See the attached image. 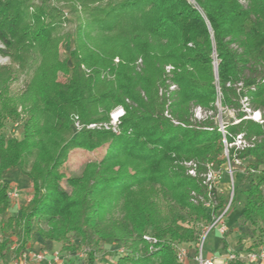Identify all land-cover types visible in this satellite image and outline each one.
Wrapping results in <instances>:
<instances>
[{
    "label": "trees",
    "instance_id": "16d2710c",
    "mask_svg": "<svg viewBox=\"0 0 264 264\" xmlns=\"http://www.w3.org/2000/svg\"><path fill=\"white\" fill-rule=\"evenodd\" d=\"M65 15L73 26L64 32ZM70 39L73 47L62 55L58 45ZM0 45L9 60L0 65V98L12 79L26 75L22 95L1 109L0 125L16 119L18 104L28 115L20 140L0 134V231L9 233L1 256L13 247L17 257L41 238L63 249H74V240L143 249L115 264H179L173 245L195 241L196 231L177 221L208 220L210 210L190 193L206 195L202 174L227 166L225 148L229 160L250 158L254 170L237 224L264 223V0H0ZM218 102L235 112L224 133ZM116 106L124 109L117 132L85 126L108 122ZM255 111L261 122L250 117ZM72 114L84 127L66 137ZM238 137L245 144L229 146ZM103 146L78 181L65 176L71 149ZM13 168L34 191L19 215L10 213L5 180ZM210 192L216 213L226 200ZM160 198L173 202L166 213ZM146 228L149 240L142 238Z\"/></svg>",
    "mask_w": 264,
    "mask_h": 264
},
{
    "label": "rangeland",
    "instance_id": "374dc122",
    "mask_svg": "<svg viewBox=\"0 0 264 264\" xmlns=\"http://www.w3.org/2000/svg\"><path fill=\"white\" fill-rule=\"evenodd\" d=\"M188 1L190 3H193V0H188ZM69 20H72V18L68 15L67 16L65 15L62 21L63 23L62 31L65 32L73 26V22H72L73 20L70 21V23H68L67 21ZM58 47L60 49V53L62 55H66L69 49L73 47V41L72 39L68 40V42L62 41L61 43H59ZM8 62H9L8 57L0 54V65L6 64ZM114 62H117L116 58L114 59ZM81 68L83 69L86 76L92 74L91 69H87L84 66H81ZM58 78L59 80H63L64 79L63 74L59 73ZM25 79H26V75H22L20 78H18V80L16 79L11 80L8 86V90L4 91L0 98V111L1 109H3V107L6 105L7 102H10L12 99H15L17 96L22 95L25 88ZM15 110L17 113V117L15 120L7 118L6 120L1 122L0 134H3L5 139L13 138L20 140L22 138L23 127L28 119V115L23 110V107L20 104L16 105ZM109 113H108V119L110 118ZM253 115L254 114H252L251 116ZM75 116L76 114H72L70 117L69 125H68V128L70 130L68 135H65L66 137L76 135L78 133L75 130V123H74ZM231 118H235V112L232 109H224L218 102L215 119L219 123V125L223 124L226 121H229ZM78 120L79 123H81L80 119ZM90 129H95V128H90ZM135 148L136 149L141 148V145L137 144ZM103 152H104V146L91 151L82 148H73L68 152L67 158L62 166V171L66 177H70L74 181H78L79 176L82 175L93 163L97 162L98 159L102 156ZM33 158H34L33 156L24 158L23 162L25 169H29ZM230 166L232 169V177L234 180L235 189H234L233 201L231 203V206L227 214L225 215L227 231L224 232L223 234H220L219 232H217L216 228H212L207 235L203 248L204 255H207V253H209L216 260L217 259L220 260L222 257L225 256V254L216 253V251H213V245L214 243H216V241L218 244V248L224 246L226 247L228 246V242L226 241L227 239L230 244L231 243L234 244V247L231 248L230 251L237 250L239 247L245 244V242L253 243L255 238L258 239L257 243L264 242V226H263L264 223H259L255 226L248 225L245 228H240L235 218V214L239 209L240 198L242 197V194H244L243 191L248 186L249 180L253 174L250 158L244 160H237V161L231 160ZM15 169H17L16 174L14 175V173L10 172L11 170L10 169L5 174V180L9 183L8 190L12 188H16L19 191V196L17 198L15 199L10 198L11 202L15 203L10 209V213L19 215L20 206L27 201L26 199L29 196H32L34 194V191L32 189L30 180L29 181L27 180L29 179L27 175L22 173L19 168H15ZM130 170L133 171L134 168H131ZM19 177L23 178L24 181L19 179ZM229 180H230V175L228 173V166H226L224 169H222L221 177L218 183L216 184L217 192L221 194L225 198V200L230 193ZM62 183L67 190L71 189V186L66 183L65 179L62 181ZM190 195L192 194L190 193ZM202 197L205 198L206 195ZM190 201L193 202L194 204L196 203V201L191 200V197H190ZM198 202L200 203V198H198L197 203ZM159 205H160V209L163 210L164 213H166L170 208V205H173V202L162 201V198H160ZM177 223L183 227L194 229L196 231V239L195 241H191V242H175V244L173 245L175 253L177 251L176 245H184L185 247H188L190 249V253L193 255L195 251L196 241L198 240V236L201 232V229L204 225L208 224V221L207 220L195 221L188 217L186 219H179ZM151 234L152 233L150 228H146L144 230L142 238L144 236H150ZM216 235H218L217 238ZM5 237H9V233H7L6 231H0V242ZM222 240L225 242V244L222 242ZM35 242L31 245L29 250H34V251L42 250V249L60 250L64 255L61 264H89L90 252L92 257V264H115V260L119 255L131 254L137 257L141 255V253H143V249H139V251L132 252L128 244H122V243L100 242L95 245H86L84 243L79 242L78 240H74L73 241L75 247L74 249H63L62 244L55 241L46 242L45 240L39 238L37 241L38 245L34 246ZM153 243H154L153 240L152 242H149L150 246ZM92 248H95L94 251L92 250ZM12 249L13 247L2 257L4 259L5 257L7 258L14 257V253ZM147 252L149 253L150 250H148ZM192 261L193 260L190 257L188 259V263L190 262V264H192ZM154 262L156 261L154 260Z\"/></svg>",
    "mask_w": 264,
    "mask_h": 264
},
{
    "label": "built area",
    "instance_id": "2783aa9c",
    "mask_svg": "<svg viewBox=\"0 0 264 264\" xmlns=\"http://www.w3.org/2000/svg\"><path fill=\"white\" fill-rule=\"evenodd\" d=\"M171 69V66H166V71H169ZM174 85H170L169 89H173ZM248 111V110H247ZM124 114V109L122 106L115 107L110 113H109V120L108 122L104 123H89L85 125L87 128H99L102 127L104 129H110L113 132L118 131V124L120 122V118ZM254 114L253 116H251ZM250 117L254 120L262 121L260 113L258 111L253 112ZM165 115L169 116L167 114V111H165ZM202 110L200 107H196L194 109V117L200 118L202 117ZM75 130L79 132L84 125L79 123L78 117L75 116ZM174 123H177V121L172 120ZM219 129L222 133H224V125H219ZM232 144L236 145L237 147L245 144L244 141H242L239 137L236 139L235 142L230 143L229 146ZM224 156L227 159V166H228V173L230 175L229 180V189L230 193L228 197H226V201L223 205V207L216 213H214L211 209L213 207V196L210 192L211 188H214L217 191V183L221 177L222 171H217L215 169H212L211 167H208L206 172L202 174L203 177V183L207 187V193L206 197L203 198L204 195H198L195 192H191V200L198 201V198H200V203L203 207L210 210L209 218H208V224L204 225L201 229V232L198 236V240L196 241L195 251L193 255L190 253V249L188 247H185L184 245H176V259L180 264H190L188 263V259L192 258V264H217V260L214 259L212 256H207L203 254V248L204 243L207 238L208 233L212 228H216L217 232L220 234H223L227 231V225H226V219L225 215L227 214L231 203L233 201L234 196V180L232 177V169L230 166V161L228 157V151L225 148L224 150ZM233 161H237V159H232ZM189 167L188 171L190 175H195L194 170V164L191 162L186 163ZM254 172V170H252ZM8 194L10 198H17L19 196V191L16 188H12L8 190ZM31 196H29L26 200H29ZM146 239H150V236H144ZM153 242H155V239H152ZM63 253L60 250H48V249H42V250H22L17 257L7 258L5 259L0 254V264H61L63 260ZM257 258H264V249H253V250H246V249H237L234 251H228L224 257H222L219 261L221 264H227L231 261H251Z\"/></svg>",
    "mask_w": 264,
    "mask_h": 264
},
{
    "label": "crops",
    "instance_id": "0c3cea01",
    "mask_svg": "<svg viewBox=\"0 0 264 264\" xmlns=\"http://www.w3.org/2000/svg\"><path fill=\"white\" fill-rule=\"evenodd\" d=\"M17 169H15V168H13V169H11L10 170V172H12V173H14V175L16 174V171ZM19 179H21V180H23L24 181V179L23 178H20L19 177ZM28 181H29V179H27ZM247 188V187H246ZM245 188V189H246ZM244 202H245V195L244 194H242V197L240 198V202H239V209H238V211H237V213L235 214V218H237V216H238V214H239V212L242 210V208H243V205H244ZM13 204H15V203H12V206H13ZM264 226V225H263ZM240 228H245V227H241L240 226ZM218 234V233H217ZM218 237V235H216V238ZM39 239V238H38ZM38 239H37V241H38ZM35 242V244H34V246L35 245H38V242ZM46 242H51V241H49V240H45ZM226 241L228 242V246H224V247H219L218 248V244H217V241H216V243H214V245H213V251H216V253H222V254H226L228 251H230L231 250V248H233L234 247V244H230L229 243V241L226 239ZM33 246V247H34ZM35 249V248H34ZM38 249H39V247H38ZM238 249H246V250H253V249H264V242H256V244L255 245H252V243H246L245 242V244H243L241 247H239ZM207 256H211L209 253H207ZM217 264H221L220 263V261L217 259ZM241 263L242 264H264V258H257V259H254V260H251V261H247V260H245V261H241ZM41 264H45V263H41Z\"/></svg>",
    "mask_w": 264,
    "mask_h": 264
},
{
    "label": "water",
    "instance_id": "95a60500",
    "mask_svg": "<svg viewBox=\"0 0 264 264\" xmlns=\"http://www.w3.org/2000/svg\"><path fill=\"white\" fill-rule=\"evenodd\" d=\"M214 70H215V75H216V63L214 64Z\"/></svg>",
    "mask_w": 264,
    "mask_h": 264
}]
</instances>
